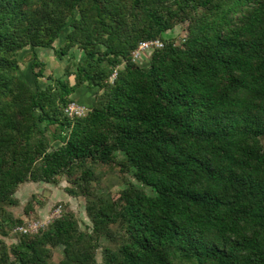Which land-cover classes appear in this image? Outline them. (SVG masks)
I'll list each match as a JSON object with an SVG mask.
<instances>
[{"label":"trees","instance_id":"obj_1","mask_svg":"<svg viewBox=\"0 0 264 264\" xmlns=\"http://www.w3.org/2000/svg\"><path fill=\"white\" fill-rule=\"evenodd\" d=\"M74 47L46 75L38 50ZM81 87L96 97L71 118ZM63 180L91 223L14 232L20 185ZM0 264H264V0H0Z\"/></svg>","mask_w":264,"mask_h":264},{"label":"rangeland","instance_id":"obj_2","mask_svg":"<svg viewBox=\"0 0 264 264\" xmlns=\"http://www.w3.org/2000/svg\"><path fill=\"white\" fill-rule=\"evenodd\" d=\"M187 33L186 25H180L175 29L171 30L166 34V36H172L177 38H182ZM61 40H56L55 46L58 47ZM69 55H66L63 59L57 57L52 49L40 48L38 50L39 56L46 63L45 73L46 75L54 74L55 76L64 75L65 68L67 65H70L74 60L81 58L82 52L76 47L72 48ZM71 53L74 54L72 57ZM22 73L28 77L32 83L34 82V73L33 69L30 66L31 58L29 56H22ZM73 79V77H71ZM46 78H41V84L46 83ZM127 178L135 181L133 175L130 172H127ZM118 173L107 175L105 178L106 184L109 185L111 192L114 196H118V191L125 185V180L120 179ZM116 180V182H112ZM67 183L63 180L60 184L54 185L44 182H26L22 183L16 192V196L19 198L20 202L17 206L9 207L16 216H19L26 220L30 221H40L44 227H48L54 217L55 211L57 208L61 207V212L65 210L73 211L76 216L81 221V225L85 227L86 224H90V218L88 216V211L86 208V199L84 195H71L65 189ZM147 191L153 192V190L148 187ZM42 228V229H45ZM14 232H16L14 230ZM16 236L11 235L6 239L8 243L11 241H16ZM103 244H111L107 239H102ZM53 259L54 261H59L63 258V246L59 245L52 248ZM98 259L101 260V250L99 249Z\"/></svg>","mask_w":264,"mask_h":264},{"label":"built area","instance_id":"obj_3","mask_svg":"<svg viewBox=\"0 0 264 264\" xmlns=\"http://www.w3.org/2000/svg\"><path fill=\"white\" fill-rule=\"evenodd\" d=\"M164 46V40L161 38H154L149 40H142L139 42L136 49L133 51V60L138 61L143 56L147 55L149 52H151L154 49L161 48ZM118 75V71L115 70L114 73L110 77V81L114 82L116 77ZM89 106L81 103L75 99L70 100L66 107L64 108V112L67 116L74 118V117H80L85 115L87 112ZM61 207L57 208L54 214V217L52 218L53 222L58 216L61 215ZM42 228H45L44 225L40 221H30L26 222L25 224H21L19 226H16L14 228L15 231L23 232L26 234L36 232L37 230H40Z\"/></svg>","mask_w":264,"mask_h":264},{"label":"crops","instance_id":"obj_4","mask_svg":"<svg viewBox=\"0 0 264 264\" xmlns=\"http://www.w3.org/2000/svg\"><path fill=\"white\" fill-rule=\"evenodd\" d=\"M96 93V88L81 87L75 93L74 99L86 105H90L93 103Z\"/></svg>","mask_w":264,"mask_h":264}]
</instances>
